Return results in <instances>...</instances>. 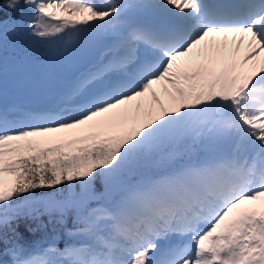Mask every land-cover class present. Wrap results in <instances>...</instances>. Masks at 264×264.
Returning <instances> with one entry per match:
<instances>
[{
	"label": "snow or ice",
	"instance_id": "6c2138e0",
	"mask_svg": "<svg viewBox=\"0 0 264 264\" xmlns=\"http://www.w3.org/2000/svg\"><path fill=\"white\" fill-rule=\"evenodd\" d=\"M23 3L33 10L27 31L39 40L71 34L112 42L72 85L66 99L76 98L74 115L50 112L29 123L0 112V209L36 189L77 181L87 188L98 176L111 179L156 157L172 163L165 175L129 185L110 205L89 207L95 195L49 201L46 214L56 213L57 223L75 213L77 227L68 234L86 243L30 256L16 247L12 264H264V64L249 65L264 53V0ZM20 4L5 0L10 10ZM133 9L147 10L156 22L120 25ZM210 34L223 35V44L207 42ZM229 34L238 37L236 52L247 39L242 59L226 52ZM153 86L167 106L154 92L158 109L130 105ZM72 132L78 133L72 139L56 135ZM186 139L230 150L185 162L178 146ZM7 223L0 217V227Z\"/></svg>",
	"mask_w": 264,
	"mask_h": 264
},
{
	"label": "rangeland",
	"instance_id": "374dc122",
	"mask_svg": "<svg viewBox=\"0 0 264 264\" xmlns=\"http://www.w3.org/2000/svg\"><path fill=\"white\" fill-rule=\"evenodd\" d=\"M95 2L99 4L102 3V0H95ZM129 2H132V0H129ZM147 12L145 9H133L123 15L121 19L125 21V16L127 18L132 17L133 19L128 21V25L141 23L138 21L139 15ZM32 15L33 10L31 12ZM121 19L118 23H121ZM101 37L105 36L75 37L68 34L48 41L43 48L45 54L33 53L26 57H21L18 54L16 58L9 57L5 51V45L0 44V112L5 114L9 120L29 123L33 122L29 119L30 117H38L50 112L63 111L65 116L74 115L75 113L71 109L78 106V102L75 97L71 100L66 98L74 82L82 74L95 68L97 65L96 59L103 60L105 58L112 41L109 36H106L108 42L105 44L104 49L99 55H95L96 44ZM14 38L13 28L0 25V43H12ZM212 39L218 44L217 38L212 37ZM206 41L210 42V39H206ZM204 43L202 42L200 47H203ZM231 49L227 48L226 52L231 54ZM246 52L247 50L241 47L236 58L242 59ZM102 57L103 59H101ZM252 64H256L258 68L264 63L255 60L253 62L249 61V65ZM149 92L145 93L143 97L137 98L136 101L130 102V105L141 103L145 108L151 106L153 109H158V105L152 104L151 90ZM153 92L155 93V91ZM156 96L161 103L167 106V100L163 94H156ZM130 105L121 106L116 111L122 112L124 109L129 108ZM111 116L112 113H109L105 114L103 118ZM56 135L60 138L72 139L78 133H60ZM196 150V153L199 154L198 160H202L207 157L227 155L230 148L228 145L208 148L207 145L200 146L197 143ZM223 150L227 152L225 153ZM163 175L161 174L149 180H155ZM3 180L8 183L11 182L10 176H4ZM96 206L97 204L90 207ZM255 206L249 205V207ZM185 241H187L185 243L190 242V238ZM172 242H176L175 237ZM80 243L71 242L66 245ZM66 245H63L60 250H63ZM42 252V250H35L24 256L36 255ZM56 259L59 258L57 257Z\"/></svg>",
	"mask_w": 264,
	"mask_h": 264
},
{
	"label": "trees",
	"instance_id": "16d2710c",
	"mask_svg": "<svg viewBox=\"0 0 264 264\" xmlns=\"http://www.w3.org/2000/svg\"><path fill=\"white\" fill-rule=\"evenodd\" d=\"M31 12L32 9L25 5L23 0L16 10L8 9L5 0H0V25L13 28L15 36L12 43L0 44L5 45V51L11 58H16L18 54L26 57L33 53H44L43 48L48 41L39 40L27 31ZM178 147L185 162L198 160L199 154L196 153L193 140L186 139ZM171 163L172 161L167 160L166 157L164 159L156 157L131 169H125L111 179L98 176L87 188L82 187L77 181L73 182L71 187L62 184L52 189H36L33 190L30 199L21 196L14 200L12 208L0 209V217H6L9 221L0 227V236L3 237L0 241V264H12L13 257L10 250L16 247L23 249V255H26L35 250L43 251L50 245L60 249L70 242H86V237L68 234L69 229L75 231L77 227L73 222L75 213L67 214L66 224L57 223L59 217L56 213H52L51 216L46 214V205L49 201H67L95 195L96 199L91 200L89 207L97 204V201L110 205L112 200L117 198L118 193L129 185L146 182L167 173ZM13 179L10 176V180ZM101 193H104L103 198L100 197ZM37 212L43 213L37 219L27 215ZM17 214H20L19 218L13 219Z\"/></svg>",
	"mask_w": 264,
	"mask_h": 264
},
{
	"label": "bare ground",
	"instance_id": "6f19581e",
	"mask_svg": "<svg viewBox=\"0 0 264 264\" xmlns=\"http://www.w3.org/2000/svg\"><path fill=\"white\" fill-rule=\"evenodd\" d=\"M125 21H123L122 19H121V23H119L120 25H124V26H127L128 25V21H131L133 18L132 17H130V18H127L126 16H125ZM149 20H154V17L153 16H150V13L149 12H147V13H141L140 15H139V22H141V23H147V21L149 22ZM212 37H214V38H217V40H218V45H222L223 44V42H224V37H223V35H216V36H213V35H209V37H207L206 39H210V42H215L213 39H212ZM238 40V37L234 40L233 39V35L232 34H229L228 35V37H227V41H228V47L227 48H232L231 49V54H233V55H238V53L239 52H236L235 51V48H236V41ZM216 43V42H215ZM241 47H244V49L245 50H248V44H247V39H245V41H244V43L243 44H241L240 46H239V50H240V48ZM104 57V56H103ZM103 57L101 58V59H103ZM258 59H260V60H258ZM102 60H100V59H96V64H98V63H100ZM255 61H260L261 63L263 62L264 63V53H261L260 54V56L255 60ZM253 62V61H252ZM251 63V62H250ZM83 75V74H82ZM153 91H155V93L157 94V95H159V94H162L161 93V89H160V86H153V88L151 89V93H153ZM150 93V92H149ZM57 108V107H56ZM223 152H227V151H225V150H223ZM252 206H254V205H252ZM177 239V238H176ZM186 242V241H185Z\"/></svg>",
	"mask_w": 264,
	"mask_h": 264
},
{
	"label": "water",
	"instance_id": "95a60500",
	"mask_svg": "<svg viewBox=\"0 0 264 264\" xmlns=\"http://www.w3.org/2000/svg\"><path fill=\"white\" fill-rule=\"evenodd\" d=\"M108 42V38L105 36V37H101L99 40H98V42H97V45H96V49H95V55H99L101 52H102V50H103V48H104V46H105V44Z\"/></svg>",
	"mask_w": 264,
	"mask_h": 264
},
{
	"label": "clouds",
	"instance_id": "9594fccd",
	"mask_svg": "<svg viewBox=\"0 0 264 264\" xmlns=\"http://www.w3.org/2000/svg\"><path fill=\"white\" fill-rule=\"evenodd\" d=\"M5 6H7V5H5Z\"/></svg>",
	"mask_w": 264,
	"mask_h": 264
}]
</instances>
